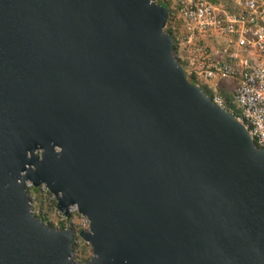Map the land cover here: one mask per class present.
I'll return each mask as SVG.
<instances>
[{"label": "water", "instance_id": "1", "mask_svg": "<svg viewBox=\"0 0 264 264\" xmlns=\"http://www.w3.org/2000/svg\"><path fill=\"white\" fill-rule=\"evenodd\" d=\"M169 13L0 0V264H264V148L189 80ZM27 180L89 218V261Z\"/></svg>", "mask_w": 264, "mask_h": 264}, {"label": "built area", "instance_id": "2", "mask_svg": "<svg viewBox=\"0 0 264 264\" xmlns=\"http://www.w3.org/2000/svg\"><path fill=\"white\" fill-rule=\"evenodd\" d=\"M162 1L170 11L165 30L174 38V55L187 76H194L201 87L206 85L213 100L222 106L224 98L216 91L219 82L236 79L233 97L240 108L236 117L248 129L255 145L264 148V0H232L231 8L212 0ZM40 152L36 151L38 155ZM38 188L52 193L43 185L36 187L26 182L31 210L46 223L47 218L53 220L50 214L56 197L52 193V200L47 195L38 204ZM56 214L57 229L65 225L64 229L74 232L73 259H91L84 254V245L91 251L93 248L81 236L82 231L90 230L89 218L76 205L69 208L68 215L59 209Z\"/></svg>", "mask_w": 264, "mask_h": 264}, {"label": "rangeland", "instance_id": "3", "mask_svg": "<svg viewBox=\"0 0 264 264\" xmlns=\"http://www.w3.org/2000/svg\"><path fill=\"white\" fill-rule=\"evenodd\" d=\"M161 1L162 0H159L160 3H161ZM212 1L217 3V4H219L220 6H223V7H226V8H231V6H232V0H212ZM236 87H237V80L236 79H234V78L224 79V80H221L219 82V85L217 86V90L216 91H217L218 94L222 95V97L225 99V94L234 96V92H235ZM202 88H203L204 91L207 90V91H209L211 93V91L209 90V88L206 85L202 84ZM220 90H221L222 94L220 93ZM36 192L38 194V197L40 198L38 200V204H41L43 202V198H45L47 195L49 196V197H47V199L48 200H52V196L51 195H53V194L52 193L51 194H47L43 188H38ZM30 207H31V205H30ZM44 207H46V205H44ZM57 209H59V208L57 206V199L55 198L54 201L52 202V208H51V214H50V217H52L53 220L50 221L48 218L46 220V224L51 225V226H53L55 228H57V224H56V222H57V216H56L57 215L56 214L57 213ZM78 219H80V217H78ZM84 254L87 255V256H90V257H93V255H94L93 251H91V249L87 246V244L84 245ZM78 260H81V259H78Z\"/></svg>", "mask_w": 264, "mask_h": 264}, {"label": "trees", "instance_id": "4", "mask_svg": "<svg viewBox=\"0 0 264 264\" xmlns=\"http://www.w3.org/2000/svg\"><path fill=\"white\" fill-rule=\"evenodd\" d=\"M161 3L162 4H164V5H166L164 2H162L161 1ZM174 49H175V46H174ZM189 78V80L192 82V83H194V84H197V81H196V79H195V77L194 76H189L188 77ZM203 89V88H202ZM206 91V93L208 94V95H211L212 96V94L209 92V91H207V90H205ZM220 93H221V90H220ZM222 94V93H221ZM224 101H225V108L226 109H228L231 113H233L235 116H239L240 115V108L237 106V104L235 103V101H234V97L233 96H231V95H228V94H225V99H224ZM232 109H231V108ZM64 227H65V225H61V229H64ZM90 260V258H81V260H79L80 262H86V261H89Z\"/></svg>", "mask_w": 264, "mask_h": 264}, {"label": "bare ground", "instance_id": "5", "mask_svg": "<svg viewBox=\"0 0 264 264\" xmlns=\"http://www.w3.org/2000/svg\"><path fill=\"white\" fill-rule=\"evenodd\" d=\"M39 150L41 151V149H39ZM24 173H25V172H24ZM27 181L31 182L30 180H27ZM27 181H26V182H27ZM41 185H43V186H45V187L47 188V186H46L44 183H43V184H41ZM75 205H76V204H74V205H71V206H75ZM71 206H70V207H71ZM76 206H77V205H76ZM70 207H69V208H70ZM77 207H78V206H77Z\"/></svg>", "mask_w": 264, "mask_h": 264}]
</instances>
